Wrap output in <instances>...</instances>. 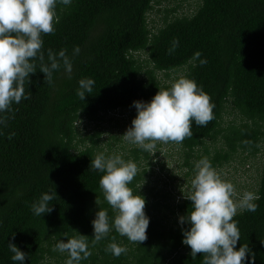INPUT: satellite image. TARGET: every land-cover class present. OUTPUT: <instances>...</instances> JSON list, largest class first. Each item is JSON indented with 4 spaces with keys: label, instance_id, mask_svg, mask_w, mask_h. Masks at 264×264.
Masks as SVG:
<instances>
[{
    "label": "trees",
    "instance_id": "obj_1",
    "mask_svg": "<svg viewBox=\"0 0 264 264\" xmlns=\"http://www.w3.org/2000/svg\"><path fill=\"white\" fill-rule=\"evenodd\" d=\"M161 1L72 0L57 6L55 31L42 35L44 59L32 61L36 72L23 84L29 98L0 114V264H14L9 243L27 253L25 264H66L67 254L53 247L80 234L91 252L81 264H203V254L192 258L182 243L188 225L179 217L191 201L170 184L174 149L187 177L201 160L214 169L236 160L249 165L250 191L259 199L254 212L238 211L233 218L240 231L236 247L250 249L246 264H264V0H195L192 12L169 16L174 9L166 8L162 25H151L149 13ZM75 46L80 52L74 55ZM49 49H66L73 65L70 75L54 71L51 84L40 71L49 63ZM196 51L205 64L192 61ZM181 77L209 95L213 119L206 126L193 122V135L181 143H164V149L158 144L159 154L149 157L140 149L142 158L123 138L137 114L133 101H150ZM84 78L95 83L82 100L77 93ZM99 153L120 155L138 168L130 187L145 198L149 217L141 244L115 229L92 243L96 212L107 210L110 224L116 215L99 187L104 173L90 166ZM235 178H229L234 189L243 190ZM55 191L52 211L34 215L33 203ZM112 242L127 251L112 255L106 251Z\"/></svg>",
    "mask_w": 264,
    "mask_h": 264
},
{
    "label": "clouds",
    "instance_id": "obj_2",
    "mask_svg": "<svg viewBox=\"0 0 264 264\" xmlns=\"http://www.w3.org/2000/svg\"><path fill=\"white\" fill-rule=\"evenodd\" d=\"M71 3L72 0H0V114L11 111L12 104H19L22 98H29L23 84L30 73L36 72L32 61L44 59L42 35L55 31L54 25L60 19L56 14L57 6ZM178 45L177 39L173 48ZM79 52V46H75L73 54ZM201 55L196 51L192 61L205 64L207 61L201 59ZM48 61L40 67L48 83L53 82V72L61 68L71 74L72 59L66 49L58 53L49 49ZM94 83L91 78L79 81L77 94L82 100L93 92ZM133 105L137 114L123 138L152 154L157 142L181 143L193 135V122L197 126H206L213 119L214 105L209 95L198 87L195 80L187 77L177 79L170 88L159 89L150 101L136 100ZM0 125H5L3 116H0ZM90 166L104 173L99 187L116 213L110 224L107 210L96 212L92 221V243H99L115 229L120 236L141 244L147 239L149 217L145 213V198L130 187L138 173L136 164L126 162L120 155L99 153L91 160ZM194 168L189 191L187 195L183 193L184 198L191 201V208L179 217L181 225H188L182 228V243L190 247L192 258L203 254V264H246L250 249L246 245L236 247L240 231L233 218L238 211L254 212L259 196L246 191L237 202L233 199L236 195L234 185L223 180L209 161L201 160ZM56 193H43L32 205L33 214L43 216L51 212L49 202ZM65 237H68L67 233ZM8 247L14 264H25L27 253L15 243H9ZM53 251L66 253V264H81L91 255L86 235L81 234L67 238L66 242H57ZM106 251L119 257L127 248L112 242Z\"/></svg>",
    "mask_w": 264,
    "mask_h": 264
},
{
    "label": "rangeland",
    "instance_id": "obj_3",
    "mask_svg": "<svg viewBox=\"0 0 264 264\" xmlns=\"http://www.w3.org/2000/svg\"><path fill=\"white\" fill-rule=\"evenodd\" d=\"M166 8L174 9L171 15H177L179 13H190L195 8V0H162L160 5L155 6L149 13V21L151 22V25L154 26H161L162 25V17H163V10ZM160 10V11H159ZM90 127H87V129ZM102 133L100 135V138L102 140L107 139L108 134L107 132L102 129ZM89 141L87 140V143ZM158 144L163 145L162 148L164 149V143L157 142L156 148L153 149L154 154L150 153L149 157L152 155L159 154L161 152V148H158ZM138 148L140 152V156L144 158V153H142V150L138 146H135L134 148ZM170 153L173 155V161L170 164V167L172 168L173 172L171 175L173 178L171 179V185L175 187V191L185 192L187 193L190 188L191 180L193 179L195 173L191 174L190 176H185V170L186 168L182 165L181 160H178V151L177 150H170ZM264 155V153H262ZM238 158V157H237ZM260 158L263 159V157L256 158V161H260ZM238 160H242V155L238 158ZM245 161V160H244ZM249 165H246V162L244 164L238 163V161L230 162L226 165H223L221 167L215 168V171L218 173V175L225 181L231 182L229 178L236 177L235 179L242 182L244 185L242 186L243 190H237L235 189L236 195L233 197L234 200L238 202L239 197L238 195H243L244 192L250 191L251 188V182L253 177L251 176V171H247V168ZM246 170V171H245ZM239 173V175H236ZM239 176V177H238Z\"/></svg>",
    "mask_w": 264,
    "mask_h": 264
}]
</instances>
